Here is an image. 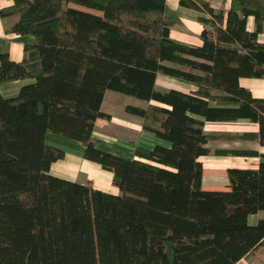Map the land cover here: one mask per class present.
I'll list each match as a JSON object with an SVG mask.
<instances>
[{
    "label": "trees",
    "instance_id": "16d2710c",
    "mask_svg": "<svg viewBox=\"0 0 264 264\" xmlns=\"http://www.w3.org/2000/svg\"><path fill=\"white\" fill-rule=\"evenodd\" d=\"M7 33L32 39L24 58L0 55V264H238L264 246V154L210 150L209 141L264 148V95L241 79L264 81V0H230L226 11L177 0L199 14L200 46L170 39L163 0H9ZM253 20V31L246 27ZM194 88L158 91L157 77ZM107 91L145 103L126 106L141 129L165 142L132 159L97 148L92 134ZM247 121L256 133L222 137L206 124ZM79 143L83 159L112 173L119 194L49 174L63 159L45 141ZM259 158L228 168L222 191L202 189L207 156Z\"/></svg>",
    "mask_w": 264,
    "mask_h": 264
},
{
    "label": "crops",
    "instance_id": "0c3cea01",
    "mask_svg": "<svg viewBox=\"0 0 264 264\" xmlns=\"http://www.w3.org/2000/svg\"><path fill=\"white\" fill-rule=\"evenodd\" d=\"M164 1V15L172 22L171 28H170V34L169 37L172 41L185 44V45H190V46H200L201 41H200V33L203 29L202 24L199 22V14L193 10H189L186 8H183L179 5L177 0H163ZM207 2L213 9L215 10H223L226 11L229 8L230 0H203ZM12 6V2L9 0H0V10L4 8H8ZM17 21L16 16H11L5 19H2L0 17V55L2 54H7L9 59L13 62H20L24 58V52H23V46L24 44H29L32 42L31 38L28 37H19L14 34L7 33V28L11 25H13ZM252 24V30H249L250 28L248 27L249 25ZM246 27L248 31H253L254 25H253V20L251 18L247 19ZM249 28V29H248ZM259 42L264 43V35L259 36ZM161 79L162 81H165L166 83H170V85L173 86L172 89L182 91V92H189V91H194V88L190 85H187L185 83L169 79L166 77L158 76V79ZM257 79H252L249 81H253ZM262 80H258L255 83H259V86L263 88V82ZM32 81H14L6 84L0 85V95L5 98H13L15 97L20 88L24 85H27L31 83ZM241 87L247 89L245 85L247 82H244V79H241L239 81ZM157 84V83H156ZM254 87H258L254 85ZM170 88V86L168 87ZM250 91V89H247ZM251 92V91H250ZM262 92V91H261ZM252 93V92H251ZM253 95V94H252ZM264 95V94H263ZM262 95V96H263ZM254 96V95H253ZM260 96V97H262ZM255 97V96H254ZM256 97V98H260ZM102 106V105H101ZM109 115V114H108ZM110 116V115H109ZM111 123V116L109 120H102L98 119L95 123V127L93 130L92 137L94 140L97 141V148L100 149V141L98 138H106L102 134H106L107 132H110V129L112 128L110 126ZM109 126L111 128H109ZM122 126V127H121ZM113 127H117V125H114ZM124 129L125 134L128 133L130 130L134 128V124L130 123L129 120L126 121L125 123H118L117 129ZM109 128V129H108ZM141 133L147 134L141 129V122H140V129ZM205 132L209 135H216V136H222L224 138L226 137H234V136H241L244 133H256L257 132V126L250 124L247 121H238L233 124H206L205 126ZM139 133V132H138ZM50 135L53 134H47L45 137V141L47 140H60V136L53 135L52 137ZM54 136H57L56 138ZM140 136V133H139ZM62 138V137H61ZM65 139V138H63ZM109 140V139H108ZM62 141V140H61ZM48 143V142H47ZM66 146L76 150L77 155L75 156H70L71 154H68L67 152H64L63 159L59 161H64L66 158L71 159V167L69 166H64L62 169L64 173H69V174H77V172H80L81 174H84L85 179L83 181H80L79 184H84V185H90L93 189L101 191L103 193L111 194V195H118L119 191L117 187L113 184L112 181V173L108 171H104L101 169L99 165L98 168L92 164V162L86 161L83 159V147L74 141L65 139L63 142ZM129 143V142H128ZM211 143L215 144H220L223 147H216V148H209L208 145ZM226 144H232V146H225ZM125 145H128L125 143ZM130 149L127 154H125V157L123 155H116L119 157H124L127 159H132L134 157V152L137 147L139 148H144L140 147L137 144L133 143L132 141L129 143ZM155 146V145H154ZM206 147L212 151L214 150H238V151H255L258 152L259 154H264V148L260 147L256 142H251V141H241V140H231V141H209L206 145ZM121 150L124 149V142H121ZM152 148V147H151ZM151 148H144V149H151ZM101 150V149H100ZM104 151V150H102ZM105 152V151H104ZM113 154V153H111ZM222 159L225 160H230V162L237 161V160H243L244 162V167L241 168H247V167H256L260 162L261 159L259 158H243V157H233V156H207L200 158V162L202 163L203 159ZM74 159V160H72ZM59 161L55 162L52 164V166L56 165ZM91 163V164H89ZM95 164V163H94ZM51 166V167H52ZM203 166V164H202ZM204 167V166H203ZM231 167H226L224 172H214L218 175H225L226 176V170ZM51 169V168H50ZM100 169V170H99ZM105 173H103V172ZM203 173H205L204 168H203ZM57 177V176H55ZM60 178V177H58ZM62 179V178H61ZM66 180V179H65ZM69 181V180H68ZM73 182V181H72ZM89 182V183H88ZM227 185V183H226ZM226 185H224L223 189H208L204 188L202 185V189L206 191H222L226 189ZM255 218V221L251 223V220ZM264 219L259 216V213L249 217L248 222L251 225H254L257 223V221ZM264 263V246L260 247L257 251L249 255L248 257L244 258L241 260L238 264H262Z\"/></svg>",
    "mask_w": 264,
    "mask_h": 264
},
{
    "label": "rangeland",
    "instance_id": "374dc122",
    "mask_svg": "<svg viewBox=\"0 0 264 264\" xmlns=\"http://www.w3.org/2000/svg\"><path fill=\"white\" fill-rule=\"evenodd\" d=\"M249 30H252V24L248 26ZM252 79H244V82L246 81L247 84L245 85V87L247 89H250V91L252 92V94L255 97H260L264 94V81L262 80L261 82H263V88H261V86H259V83H255L258 80H253V81H249ZM254 85L258 86V87H254ZM170 86V88H168ZM173 86L170 85V83H166L165 81H162L160 78L157 81L156 84V89L158 91H167L172 89ZM262 91V92H261ZM126 106H137V107H144L145 103L131 98V97H127V96H123L111 91H107L105 93L103 102H102V106H101V111L109 114L111 116V123H110V132H107L106 134H102L103 136H105L106 138H98L100 141V149L104 150L105 152L108 153H113L116 155H123L125 157V154H127L129 152L130 149V145L129 143L132 141L133 143L137 144L140 147H144V148H151L154 147V145L157 144H165V142L160 141L156 138L151 137L148 134H144L141 133V131H139L140 129V122L141 120L137 117H133L131 115H128L127 113H125V107ZM132 124H134V128L132 130H130L128 133L125 134L124 129H117L118 127V123H125L126 121H128ZM114 125H117V127H113ZM122 127V126H121ZM108 128V129H109ZM140 136H139V133ZM51 137L53 135H50ZM55 138L57 136H54ZM60 138V140H47L48 144L53 145L57 148H60L61 150H64L65 152H67L68 154H71L70 156H75L77 155L76 150L66 146L63 142L65 139ZM109 139V140H108ZM62 140V141H61ZM121 142H124V149L121 150ZM129 142V143H128ZM128 144V145H125ZM225 146H232V144H226ZM209 148L213 149L216 147H223L220 144H215V143H211L210 145H208ZM76 157V156H75ZM74 160V159H72ZM75 161V160H74ZM244 162L243 160H237L232 162H230V160H227L225 162V160L222 159H218V160H214V159H203L202 160V164H203V168L205 173H203V177H202V185L204 188H208V189H214V190H220L224 188V185H226L227 183V178L225 175H218L214 172H224V170L226 169V167H234V168H241L244 167ZM91 164V163H89ZM94 166H96L98 168V166L94 163H92ZM64 166H69L71 167V159L66 158L64 161H59L56 165L52 166L49 174L53 175V176H57L60 177L62 179H66L69 181H73L76 183H79L80 181H83V179H85L84 174H81L80 172H77V174H69V173H64L63 171V167ZM100 170V169H99ZM103 172V171H101ZM105 173V172H103ZM89 183V182H88ZM259 216L261 218H264V212H260ZM255 221V218L251 220V223H253ZM262 264H264L262 262Z\"/></svg>",
    "mask_w": 264,
    "mask_h": 264
}]
</instances>
